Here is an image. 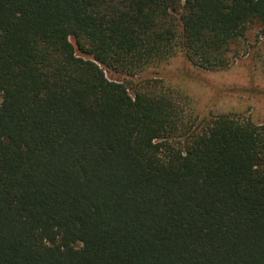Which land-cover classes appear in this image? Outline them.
Returning a JSON list of instances; mask_svg holds the SVG:
<instances>
[{"label":"trees","instance_id":"trees-1","mask_svg":"<svg viewBox=\"0 0 264 264\" xmlns=\"http://www.w3.org/2000/svg\"><path fill=\"white\" fill-rule=\"evenodd\" d=\"M254 24L264 0H0V264H264V123L144 74L226 70Z\"/></svg>","mask_w":264,"mask_h":264},{"label":"rangeland","instance_id":"rangeland-1","mask_svg":"<svg viewBox=\"0 0 264 264\" xmlns=\"http://www.w3.org/2000/svg\"><path fill=\"white\" fill-rule=\"evenodd\" d=\"M260 34L259 24L250 26L236 48L240 53L226 70L210 71L194 66L179 54L144 74L185 90L194 98L200 114L231 113L264 123V40ZM107 75L118 78L115 74Z\"/></svg>","mask_w":264,"mask_h":264}]
</instances>
